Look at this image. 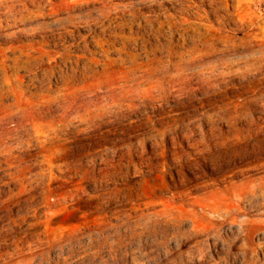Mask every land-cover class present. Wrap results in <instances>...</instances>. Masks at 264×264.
<instances>
[{"label":"rangeland","instance_id":"374dc122","mask_svg":"<svg viewBox=\"0 0 264 264\" xmlns=\"http://www.w3.org/2000/svg\"><path fill=\"white\" fill-rule=\"evenodd\" d=\"M250 1L0 0V264H264Z\"/></svg>","mask_w":264,"mask_h":264},{"label":"bare ground","instance_id":"6f19581e","mask_svg":"<svg viewBox=\"0 0 264 264\" xmlns=\"http://www.w3.org/2000/svg\"><path fill=\"white\" fill-rule=\"evenodd\" d=\"M225 1V0H224ZM235 1V17L241 22V25L245 23H252L253 17L257 20L256 11H259L262 7V2H254L250 0H233ZM221 4L223 2H220ZM230 6V5H229ZM254 6V7H253ZM229 8V7H228ZM230 9V8H229ZM264 10V9H263ZM231 12V11H230ZM226 15V14H225ZM232 16V15H231ZM262 16V15H261ZM264 19V18H263ZM259 25V21H256ZM254 24V23H253ZM264 24V22H263ZM238 26V25H237ZM256 27V26H255ZM245 28V27H244ZM263 46V45H262ZM147 75V74H146ZM144 77V76H143ZM164 78V77H163ZM166 78V77H165Z\"/></svg>","mask_w":264,"mask_h":264}]
</instances>
